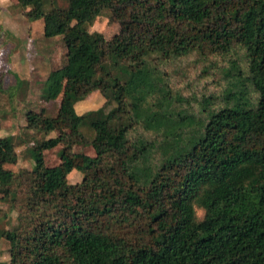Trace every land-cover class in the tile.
<instances>
[{
  "label": "trees",
  "instance_id": "1",
  "mask_svg": "<svg viewBox=\"0 0 264 264\" xmlns=\"http://www.w3.org/2000/svg\"><path fill=\"white\" fill-rule=\"evenodd\" d=\"M19 3L68 48L42 91L45 101L61 95L58 112L32 129L68 133L31 145L34 166L17 172L7 167L15 138L0 137V194L18 212L16 225L0 226L10 252L0 264H264V0ZM102 15L118 31L97 42L85 24ZM3 35L0 8V44ZM192 53L231 56L227 77L258 103L226 86L205 96L204 109L179 113L166 136L173 154L155 166L161 142L141 128L171 110L156 99L163 85L149 63ZM97 89L104 104L79 114L75 104ZM59 144L50 166L44 151ZM75 169L82 180L70 183Z\"/></svg>",
  "mask_w": 264,
  "mask_h": 264
},
{
  "label": "rangeland",
  "instance_id": "2",
  "mask_svg": "<svg viewBox=\"0 0 264 264\" xmlns=\"http://www.w3.org/2000/svg\"><path fill=\"white\" fill-rule=\"evenodd\" d=\"M59 1L61 4L64 3V0ZM24 10L18 0L11 1L10 9L3 13L2 22L5 20L6 28L4 27L3 42L0 44V75L3 80V91L0 94V137L12 135L15 138L18 159L15 163L7 165L15 172L20 169H32L34 166L30 153L31 145L44 138L68 133L66 128L53 130L49 134L32 129L40 124L46 115L55 116L58 112L61 95L55 100L45 101L42 98V91L49 73L66 63L67 47L59 38L45 35L43 22H38L34 26L32 24L30 27L26 22ZM85 26L89 27L97 42L111 38L118 31L117 23L110 22L107 15L99 16L94 24ZM88 53L99 56L97 51L88 50ZM230 59L229 55L203 58L198 53H192L168 62L160 68L149 63L151 73L163 85L162 89L155 87L156 99L159 105L171 110V115L167 119H160L151 126L141 128L149 138L161 142L163 156L153 154L152 163L155 166L161 165L173 154L166 136L174 124L180 123L179 113L204 109L205 96L217 95L226 86L233 90H242L243 99H246L248 107L257 106L258 93L254 89H243L233 84L232 77H227ZM104 102V96L97 89L85 99L78 101L76 111L84 114L100 108ZM43 109L45 113L41 112ZM61 149L62 145L59 144L44 151L48 165L53 166L60 162ZM75 151L94 154L92 148L81 145L75 146ZM82 177V173L75 169L69 174V182H80ZM0 207L6 212L5 217L0 220V226L12 228L17 223V210L12 209L9 203L2 199V194ZM9 259V244L1 240L0 261Z\"/></svg>",
  "mask_w": 264,
  "mask_h": 264
},
{
  "label": "crops",
  "instance_id": "3",
  "mask_svg": "<svg viewBox=\"0 0 264 264\" xmlns=\"http://www.w3.org/2000/svg\"><path fill=\"white\" fill-rule=\"evenodd\" d=\"M11 1H14V0H0V8H1V16H2V20L4 19V14L3 13H5V11H7L8 10V8L10 9V6H11ZM19 1V0H18ZM25 12H24V15H25V18H26V22H27V24H29V26L30 27H32L31 25L33 24V26H34V24H38V22H43L44 23V29H45V27H46V19L43 17V18H41V19H38V20H35V21H31V20H29L28 18H27V16H26V9L24 10ZM22 16H23V13H22ZM49 16H51V15H49ZM12 19V18H11ZM11 19H10V21L9 22H11ZM25 22V23H26ZM5 20L3 21V28L5 27ZM12 24V23H11ZM6 28V27H5ZM5 30V29H4ZM12 31H15V30H13L12 29ZM16 31H18V30H16ZM45 32V31H44ZM19 33V32H18ZM47 37H49V36H47ZM50 37H56V35H54V36H50ZM66 45V44H65ZM66 47H67V45H66ZM67 53H68V48H67ZM67 62V61H66ZM60 68V67H59ZM55 70V69H54ZM94 92V91H93ZM92 94V93H91ZM52 101V100H51ZM78 103V102H77ZM77 103L75 104V108H76V106H77ZM87 113V112H86ZM85 114V113H84Z\"/></svg>",
  "mask_w": 264,
  "mask_h": 264
}]
</instances>
